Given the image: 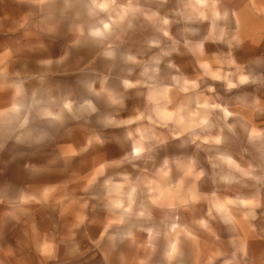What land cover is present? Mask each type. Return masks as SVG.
Returning a JSON list of instances; mask_svg holds the SVG:
<instances>
[{
	"label": "clouds",
	"instance_id": "obj_1",
	"mask_svg": "<svg viewBox=\"0 0 264 264\" xmlns=\"http://www.w3.org/2000/svg\"><path fill=\"white\" fill-rule=\"evenodd\" d=\"M32 2L38 6L36 23L38 34L49 36L66 33L68 48L79 47L82 54L90 50L93 55L89 64L101 60L107 65V71H94V78L78 81L85 94L73 95L71 92L61 91L47 80V72L28 74L22 72L19 66L13 69L15 53L19 49L14 50L11 47L0 49V155L7 150L15 155L25 156L34 146L47 141L51 137V130L63 126L69 118L87 119L97 114L100 111L98 101H103L110 107L122 108L125 106V94L129 90L141 87L146 89L144 93H137L143 95L144 106L136 108L134 114L125 118L107 114L98 117L97 120L104 128H125V136L131 141L130 151L124 152L120 158L98 161L86 174L89 179L84 180L81 188V192L88 193L94 186H98L101 191L93 193L91 199L99 201L104 219L111 217L113 220L112 225L101 228L95 240L88 238L89 243L99 252L104 264H145V260L149 259V245L130 247V237L114 235L116 232L110 231L116 224L122 223L115 218L117 215L132 213L138 185L128 173L109 175L108 170L121 168L125 164L136 167L133 163L135 161L152 160L155 150L167 145L169 138L180 140L182 147L191 144L197 149L210 152L207 161L220 181L245 186L251 182L255 188L264 186V142L252 143L250 137L246 138L247 147L243 152L248 154L250 163L243 169L233 165V157L223 154L221 150L226 139L225 128L231 136L236 135V129L227 123L231 113L222 104H210L206 98L201 100L200 97H196L195 107H192L191 98L177 101L172 96L174 91L183 94L196 92L200 88V80H189L173 75L171 84H161L158 81L162 58L170 56L172 52H178L176 46L179 41L170 31L173 23L181 21L185 24L208 23L207 34L196 40L195 44L185 38L184 46L189 52H192L193 47L202 53L206 52L205 44L208 42L226 45L227 52L224 54L239 63L236 59L237 51L243 50L245 45L258 47L247 38L241 21L237 19L236 10L221 6V0H195V5L201 9L199 15L195 17L185 16L174 9L163 11L169 0H32ZM238 4L242 5L240 10L242 16L258 19L264 31V0H238ZM153 28L155 32L172 41L170 49H161L158 54L144 58L131 48L125 47L131 34L139 29ZM198 32V28H183V33L196 35ZM160 43L161 41L156 38L146 41L149 49L159 47ZM38 47L43 48L44 44L40 43ZM216 55L219 54L216 52L211 54ZM68 59L69 52L66 50L55 61L41 59L38 63L45 69H51L54 63L61 65ZM118 63L127 67L121 69L126 74L118 77L117 88L110 84V79L112 70ZM248 63L264 66V55L253 57ZM134 66L141 69L139 78L136 79L130 78ZM198 66L203 76L213 81L225 82V90L228 92L243 85L264 87V71H254L247 79L229 81L227 75L209 73L207 71L209 65L206 63L198 62ZM168 67L177 66L169 60ZM208 92H215V87L209 85ZM256 96L260 97L258 94ZM241 98L237 97L238 100ZM217 110L224 114L222 118L226 124L224 128L213 121L212 114ZM164 130L168 135H165ZM214 131L215 135L212 134ZM261 135L264 136V129H261ZM89 137L84 146L71 156L87 152L93 145L104 146L105 141L100 135L92 134ZM60 157L68 158L64 150L60 152ZM189 158L191 160V157ZM103 161L108 163H104L101 168ZM169 161V158L165 157L157 171L167 168ZM49 164H55V160L42 163L25 160L24 169L35 175L46 172ZM226 164L231 165L230 170L227 174L218 175ZM97 168L101 170L96 172ZM90 173L94 174L89 176ZM164 174L167 175V172ZM204 176L205 173L201 170L198 178L202 179ZM213 182L215 183V180ZM4 184L5 182L0 179V185ZM152 195L154 193L149 191L147 199L139 205L135 215L139 217L148 215V203H156L151 199ZM89 203L87 199L81 202V198L68 192L66 185L45 184L35 191L20 189L7 197L0 194V213L19 219L17 213L27 216L34 207L40 206L58 208L61 217L70 215L72 223L68 227L67 235L59 240L55 234L41 231L35 224L31 225L32 250L40 258L41 264H53L58 261L61 251L73 257L84 254L76 242L75 230L80 229L88 220L87 213L82 219L78 218V214L87 209ZM229 203L238 204L243 209L240 213L241 232H237L233 226L238 223L237 221L221 215L220 222L229 234L227 246L224 243L221 249L214 251L212 255L220 264H264V227H258L256 223L264 217V205H258L255 211H250L242 200ZM93 207L95 208V205ZM213 211L220 214L219 208H213L209 209L207 215L211 217ZM200 226L205 229L208 227L203 220L200 221ZM7 255L15 257L16 253L9 247ZM94 256L95 254L93 258ZM160 256L161 264H184L185 251L182 248L174 256H169L168 250L162 249ZM0 264H4L2 258Z\"/></svg>",
	"mask_w": 264,
	"mask_h": 264
},
{
	"label": "rangeland",
	"instance_id": "obj_2",
	"mask_svg": "<svg viewBox=\"0 0 264 264\" xmlns=\"http://www.w3.org/2000/svg\"><path fill=\"white\" fill-rule=\"evenodd\" d=\"M221 6L237 11V19L241 21L247 38L258 47L245 45L243 50L237 51L236 59L239 63L234 62L231 56L224 54L227 52L226 45H215L208 42L205 44L206 52L202 53L195 47L192 48V52H189L188 48L184 46L185 38L192 40L195 44L196 40L202 39L207 34L208 23L185 24L183 21L173 23L170 26V31L172 36L179 41L176 46L178 52H172L170 56L162 58L159 65L161 71L158 81L161 84H171L173 75L186 77L189 80H200V88L196 92L183 94L174 91L172 96L177 101L191 98L192 107H195L196 97H200L201 100L206 98L210 104L220 103L231 113V116L227 118V123L236 129V135L231 136L225 128L226 139L221 150L223 154L233 157V165L243 169L250 163L248 154L243 152V149L247 147L246 138L250 137L252 143L264 142V136L261 135V129H264V115H260L264 113V87L243 85L228 92L225 90V82L213 81L209 77L203 76L198 62L208 64L207 71L209 73L216 72L221 76L227 75L229 81H236L251 77L254 71H264V66L248 63L251 58L264 54L261 53V44H256V18L242 16L240 11L242 5L238 4V0H221ZM170 9L182 12L185 16L193 17L198 16L201 10L195 5V0H169L163 11ZM159 26L163 27V25ZM184 27L198 28L199 32L196 35L183 33ZM151 38L159 39L161 41L160 46L149 49L146 41ZM262 42L264 43V39ZM125 47L131 48L132 51L144 58H148L158 54L161 49H170L172 41L155 32L154 28L153 30L139 29L130 35ZM213 52L219 55L211 56ZM92 55L85 56V63H89ZM80 59L81 56H69V60L72 62L80 63ZM169 60L177 67L169 68ZM259 62L256 61V63ZM93 63L107 67L101 60ZM126 67L118 63L116 69L112 70L110 84L113 87H119L118 77L126 74V72L121 71L122 68L126 69ZM94 71H107V69L69 70L68 72L53 70L49 72V76L52 83L59 88L62 83L65 84L64 80H67L68 86L63 85V92L68 91L73 95L82 96L85 94L84 89L78 81L94 78ZM140 71L139 66H134L130 78H139ZM209 85L215 87V92H208ZM145 91L146 89L143 87L129 90L125 94V106L122 108L110 107L103 101H98L100 111L97 114H93L87 119L83 117L79 120L69 118L63 126L53 129L54 136L58 135L60 140V133L63 132L61 129L68 127L69 143L72 140H77L82 130L88 137L92 134H98L105 141V150H88L84 152L79 163L77 162V155L71 156L74 151L60 149L59 141L53 144L51 154L45 156L44 152H37L36 157L42 159V162L55 160V164L48 165L46 172L36 174L38 189L45 184L66 185L67 191L81 198V202L84 199L90 201L89 207L78 214V218L82 219L87 213L88 220L80 229L75 230L76 242L79 243L81 252L84 254L73 257L61 251L58 261L53 262V264H104L99 252L89 243L88 238L91 237L92 240H95L101 228L112 225L113 220L111 217L104 219L99 201L91 199L93 193L101 191L100 188L94 186L88 193L81 192V188L84 180L89 179L86 174L98 161L120 158L124 152L130 151L131 141L125 136V128H104L97 120L98 117L107 114L116 115L117 118H125L134 114L136 108H143L144 106L143 95H137V93H144ZM257 94L260 97L256 96ZM237 97L242 98L238 100ZM223 115L218 110L212 114L214 123L221 128L226 127L222 119ZM164 131L165 135H168L167 131ZM212 134L215 135L216 132L214 131ZM62 150L65 151L67 159L60 157ZM209 154L211 153L204 149H197L195 145L189 144L182 147L180 140L169 138L167 145L155 150L152 154V160L135 161L133 163L136 164V167H133L132 164H125L121 168L108 170L109 175L126 172L138 185L137 195L134 197L136 203L132 206V213L117 215L115 218L122 223L116 224L110 231L116 232L114 235L130 237V247L149 245V259L145 260V264H161L160 250L162 249L168 250L169 256H174L182 248L185 251L184 264H220V261H216L212 253L219 251L224 243L227 246L226 242L229 235L225 226L220 222L221 215L237 221L238 223L233 226L237 232H241L240 213L243 212V209L238 204H230L229 201L242 200L250 211H255L258 205H264V186L255 188L251 182L245 186L240 183L220 181L207 161ZM165 157L169 158V165L167 168L157 171ZM20 158L24 159V156H20ZM104 163L108 162L103 161L101 168ZM230 167L231 165H224V170L219 171L218 175L227 174ZM101 168H97L95 171L99 172ZM201 170L205 173L202 179L198 178ZM165 172L167 175L164 174ZM93 174L90 173L89 176ZM29 185L25 184L21 189H28ZM0 188H2L1 185ZM12 191L10 189L8 193L12 194ZM149 191L154 193L151 199L155 200L156 203H148V215L139 217L134 213L138 211L139 205L145 202ZM81 207L83 206L81 205ZM213 208H219L220 214L218 215L213 211V215L210 217L207 212ZM17 216L19 219L0 213V258L4 260V264H41L40 258L31 247L32 224H35L41 231L55 234L59 240L67 235L68 227L72 223L70 215L61 217L59 209L52 207L37 206L31 210L29 215L17 213ZM201 220L207 223V229L201 228ZM256 223L258 227H264V217H261ZM126 244L127 241H125ZM9 247L16 253L15 257L7 255ZM93 254H95L94 258ZM152 257L154 258L152 259Z\"/></svg>",
	"mask_w": 264,
	"mask_h": 264
},
{
	"label": "crops",
	"instance_id": "obj_3",
	"mask_svg": "<svg viewBox=\"0 0 264 264\" xmlns=\"http://www.w3.org/2000/svg\"><path fill=\"white\" fill-rule=\"evenodd\" d=\"M38 19V6L32 2V0H0V49L5 47H11L14 50L19 49L15 53L12 68L15 69L19 66L22 72L28 74H41L47 72L46 79L52 83L49 72L53 70H59L61 72H68L69 70H96V69H107L96 63H85V56L93 54L90 50L82 54L81 48H68L67 46V34L60 33L58 35L45 36L44 34H38L36 27ZM264 31H262L261 23L256 19V44H261V53L264 54ZM40 43L44 44V47H38ZM31 46V47H29ZM69 52V56H81V61L72 62L69 59L61 65H52L51 69H45L38 61L41 59H53L54 61L65 51ZM87 65V67H86ZM113 68V70H115ZM65 84H61L60 88L68 86L67 80H64ZM68 92V91H64ZM68 127L61 129L63 132L59 136H54L53 130H51V137L39 146H34L27 152L24 159L20 158L19 155L6 152L0 155V179L5 184L1 185L0 194L5 197L14 195L15 192L19 191L25 184H30L28 190L35 191L37 187V176L33 175L24 169L25 160H32L34 162L39 161L42 163V159L36 157L37 152H44L45 156L51 154L53 150V144L60 142V149L72 150L76 152L81 149L88 136L85 131H80L77 140H72L69 143L68 139ZM106 145V144H104ZM88 150H105V146L93 145ZM84 156V152H80L77 155V162L79 163ZM35 184V186H34ZM10 185V187H8ZM12 189V194L8 191ZM9 189L7 192L6 190Z\"/></svg>",
	"mask_w": 264,
	"mask_h": 264
}]
</instances>
